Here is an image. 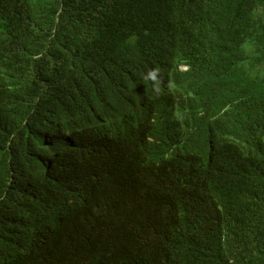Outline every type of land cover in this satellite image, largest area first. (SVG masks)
<instances>
[{"label":"trees","instance_id":"trees-1","mask_svg":"<svg viewBox=\"0 0 264 264\" xmlns=\"http://www.w3.org/2000/svg\"><path fill=\"white\" fill-rule=\"evenodd\" d=\"M0 264H264V0H0Z\"/></svg>","mask_w":264,"mask_h":264},{"label":"clouds","instance_id":"clouds-1","mask_svg":"<svg viewBox=\"0 0 264 264\" xmlns=\"http://www.w3.org/2000/svg\"><path fill=\"white\" fill-rule=\"evenodd\" d=\"M179 68L180 69H186L187 68V66L186 65H184V64H181V65H179ZM138 125V124H137ZM136 125V126H137ZM148 139L149 140H154V137L153 136H148ZM170 150H168L167 152H165V157H167L168 156V152H169Z\"/></svg>","mask_w":264,"mask_h":264}]
</instances>
